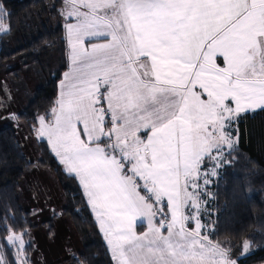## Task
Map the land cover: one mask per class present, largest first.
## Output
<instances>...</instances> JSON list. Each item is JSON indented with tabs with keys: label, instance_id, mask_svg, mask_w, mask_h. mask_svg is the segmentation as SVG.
<instances>
[{
	"label": "snow or ice",
	"instance_id": "6c2138e0",
	"mask_svg": "<svg viewBox=\"0 0 264 264\" xmlns=\"http://www.w3.org/2000/svg\"><path fill=\"white\" fill-rule=\"evenodd\" d=\"M61 14L71 70L35 132L78 179L115 264H238L202 231L200 181L235 150L241 114L264 110V0H65ZM7 243L28 264L23 234Z\"/></svg>",
	"mask_w": 264,
	"mask_h": 264
},
{
	"label": "trees",
	"instance_id": "16d2710c",
	"mask_svg": "<svg viewBox=\"0 0 264 264\" xmlns=\"http://www.w3.org/2000/svg\"><path fill=\"white\" fill-rule=\"evenodd\" d=\"M0 4L5 13L1 22L7 26V32L0 35V70L11 62L16 66L7 74L17 77L23 67H33L44 79L32 91L28 104L15 115L16 123L35 138L38 118L43 115L49 119L67 69L61 0H0ZM13 127L0 128V256L5 264H17L7 237L26 236L37 228L31 211L20 199L21 184L33 168L51 171L63 197L60 210L41 225H50L57 218L72 224L81 243L80 251L73 253L75 264H114L77 179L64 171L44 140L36 142L38 159L30 160ZM231 131L236 137L235 150L226 155L229 165L216 180L209 205L212 239L230 248L238 264H263L264 110L242 114ZM245 241L250 243L251 252L240 257ZM34 247L33 243L27 244L26 251L33 254Z\"/></svg>",
	"mask_w": 264,
	"mask_h": 264
},
{
	"label": "rangeland",
	"instance_id": "374dc122",
	"mask_svg": "<svg viewBox=\"0 0 264 264\" xmlns=\"http://www.w3.org/2000/svg\"><path fill=\"white\" fill-rule=\"evenodd\" d=\"M0 8H2L1 4H0ZM2 18L3 16L0 17V26H3L5 29H7V26H5V24L1 22ZM6 32L7 31L0 32V35ZM15 66L16 64L14 65L10 62L9 65L7 64L2 70H0V86L1 84H3L2 81H4L5 82L4 85L7 88L9 86L10 92L12 94L11 97H8V99L6 98L5 100V108H4L5 111L3 112L5 116L0 117V128L8 125H13L14 130L18 131L19 142L20 144H22L21 147L25 155L30 160L35 161L39 157L38 149L36 147V142L39 140L47 141V139L38 138L36 133L34 136L35 138H32L30 135H28L26 129L24 128V126H22V124L16 123L15 118H7V117H9V114L12 113H14L15 115L18 114L28 104L32 96V91L42 82H44V79L42 76H40L38 71L35 72V69L33 67H27V68L23 67L21 70V74L18 75L17 77L7 74V72H9V70L11 69H14ZM0 95H2L1 90H0ZM56 107H58V101L56 103ZM40 117H45V116L42 115ZM51 119H53V116ZM233 128H234V124L231 127V129H229L231 133H232L231 130ZM233 140L235 145L236 137L234 135H233ZM48 147L50 148V146ZM227 152L228 149L225 148L224 156L220 158L221 164L219 167L213 169L211 165L214 164L215 161L206 160L205 164L202 165V171H201V176L204 175L205 169H207L209 173H211L213 170L216 173L215 175H209L210 182L207 186L203 185L202 180L200 181L201 184L200 191L202 193L207 192L210 194V195H204L203 200L200 204L201 224L204 225L202 231L206 234H209V239H211L213 242H214V240L212 239L213 221L210 218L211 211L209 209V205H211L213 201L214 184L216 180L219 178L223 168L229 165V160L226 156ZM56 159L59 162V159L57 157ZM224 159H226L228 162L223 163ZM61 166L66 172L64 166L63 165ZM20 199L24 208L31 211L32 214L31 219L33 221V224L37 225V228L35 230L29 231L27 232L26 236H23V238L26 237L24 239L25 245L33 243L35 246L34 247L35 250L33 254L26 251L28 264H57L58 262L60 264H75L73 253L80 251L81 243L78 234L72 227V224H70L67 219L57 218L53 220V222L50 224L51 228L49 227L50 226L49 224H46L44 226L41 225V223L46 219L52 218L53 215L55 216L54 213L56 212V210H60L63 204V197L61 195L59 185L54 175L51 173V171L47 169L33 168L32 171L28 172L25 175L24 181L21 184ZM203 201H207V203L205 204ZM50 208H55V209L51 210ZM189 211L194 212L195 210L189 208ZM191 227L193 228L195 227L194 222L192 223ZM15 235H21V234H15ZM103 240L104 242H106L104 238ZM11 248L14 251L15 260L17 263V250L15 247L11 246ZM108 251L112 258L109 249ZM250 252H251V247L247 252L242 251L240 257L248 255ZM65 258H67V261H64ZM113 263L115 264L114 260Z\"/></svg>",
	"mask_w": 264,
	"mask_h": 264
},
{
	"label": "crops",
	"instance_id": "0c3cea01",
	"mask_svg": "<svg viewBox=\"0 0 264 264\" xmlns=\"http://www.w3.org/2000/svg\"><path fill=\"white\" fill-rule=\"evenodd\" d=\"M64 7H65V0H61V6H60V16H61V18H62V20H63V22H64V39H65V42H66V46H67V59H68V61H67V69H66V71L64 72V74H63V77H62V80L60 81V88H58V95H57V101H59V99H60V93H61V86H62V82L64 81V78H65V73L66 72H70V70H71V59H70V52H69V50H68V45H67V40H66V20H65V18H64V16L61 14L62 13V11H63V9H64ZM74 22V21H73ZM57 103V102H56ZM54 107H56V104H55V106ZM53 107V108H54ZM52 108V109H53ZM257 110H260L259 108H257V109H255L254 111H257ZM248 112H253V111H248ZM248 112H246V113H248ZM244 114V113H243ZM49 115L51 116L48 120H51V118H52V116H53V113H52V111L50 110L49 111ZM46 143H47V141L46 140H44ZM47 145H48V143H47ZM49 146V145H48ZM52 152V151H51ZM77 182H78V184H79V181H78V179H77ZM80 185V184H79ZM82 186L80 185V188H81ZM82 190V192H83V188L81 189ZM83 194H84V192H83ZM84 197H85V200H86V202H87V197H86V195L84 194ZM87 205L89 206V208H90V210H91V212H92V215H93V217H94V220H95V222H96V224H97V227H98V229H99V231H100V227H99V223H98V221L96 220V216H95V213H93V211H92V209H91V207H90V205L87 203ZM51 210H54L55 208H50ZM57 211V210H56ZM138 226H142L143 227V229H142V231H138L137 229L138 228H136V231L138 232V233H142V232H144V231H146V229H147V222L146 221H143V222H141V221H137V227ZM100 233H101V235H102V238H104V235H103V233L100 231ZM106 243V242H105ZM107 244V243H106Z\"/></svg>",
	"mask_w": 264,
	"mask_h": 264
},
{
	"label": "flooded vegetation",
	"instance_id": "af4514ba",
	"mask_svg": "<svg viewBox=\"0 0 264 264\" xmlns=\"http://www.w3.org/2000/svg\"><path fill=\"white\" fill-rule=\"evenodd\" d=\"M3 84H1L0 86V90L2 92V95H0V117H4L5 114L3 113L5 110V100L6 98L8 99V97H11L12 94L10 92V88L8 86V88L4 85L5 82L2 81Z\"/></svg>",
	"mask_w": 264,
	"mask_h": 264
}]
</instances>
